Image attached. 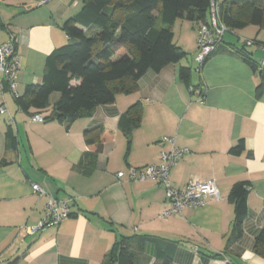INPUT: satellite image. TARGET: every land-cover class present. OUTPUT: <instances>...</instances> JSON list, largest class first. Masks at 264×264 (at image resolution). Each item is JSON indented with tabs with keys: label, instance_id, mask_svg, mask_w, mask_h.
Here are the masks:
<instances>
[{
	"label": "crops",
	"instance_id": "crops-1",
	"mask_svg": "<svg viewBox=\"0 0 264 264\" xmlns=\"http://www.w3.org/2000/svg\"><path fill=\"white\" fill-rule=\"evenodd\" d=\"M42 1L0 0V43L15 38L19 96L27 85L40 84L46 57L68 42L62 25L80 11L82 0ZM197 29V24L177 20L173 43L186 58L159 72L147 71L134 92L117 95L112 104L97 106L90 117L68 128L33 122L34 112L21 111L2 80L0 264H103L114 244L128 237L172 243L171 264H264L253 251L264 226V29L227 30L216 50L194 67L187 56H196ZM240 51L250 54L255 72L242 62ZM182 67L190 69V87L179 78ZM58 98V93L50 96L43 118ZM134 104L141 107L140 123L126 136L122 128L129 117L122 118ZM8 125L15 148L5 137ZM99 126L113 129V139L102 144L94 168L78 167L87 151L84 132ZM163 137L187 149L169 170L170 185L180 190L191 180H212L219 200L207 199L161 219L166 206L161 184L117 178L130 168L158 164L160 153L169 148ZM240 140L243 152L231 154ZM238 182L248 184L247 214L242 237L228 246L234 218L229 196ZM33 184L45 195L35 194ZM47 197L68 203L71 214L56 227L27 231L42 220Z\"/></svg>",
	"mask_w": 264,
	"mask_h": 264
},
{
	"label": "trees",
	"instance_id": "trees-1",
	"mask_svg": "<svg viewBox=\"0 0 264 264\" xmlns=\"http://www.w3.org/2000/svg\"><path fill=\"white\" fill-rule=\"evenodd\" d=\"M210 1L82 0L80 11L62 25L68 42L46 57L40 84L27 85L22 95L13 96L16 105L21 111L41 115L50 107V96L58 93L44 122L68 128L76 119L90 117L97 106L112 104L117 95L134 92L137 81L147 71L159 72L186 58V53L173 43L172 26L177 20L206 23ZM218 17L229 31L250 25L263 30L264 0H224L218 5ZM238 55L252 71L257 70L250 54L240 51ZM179 78L189 85L190 69L182 67ZM125 117L129 118L122 130L129 136L140 123V105H132L122 119ZM114 134L113 129L102 126L86 130L83 140L87 151L78 167L94 168L102 144L113 139ZM5 137L8 145L15 148L11 125L6 127ZM243 149L240 140L230 153L239 155ZM247 195V182H238L231 188L229 200L234 218L228 246L242 237ZM175 251V245L157 238H122L103 264H147L151 258L155 260L153 264H171ZM253 251L264 258V226L254 239Z\"/></svg>",
	"mask_w": 264,
	"mask_h": 264
},
{
	"label": "built area",
	"instance_id": "built-area-1",
	"mask_svg": "<svg viewBox=\"0 0 264 264\" xmlns=\"http://www.w3.org/2000/svg\"><path fill=\"white\" fill-rule=\"evenodd\" d=\"M46 1H42L41 4ZM226 31V27L218 17V5L215 0H211L208 20L206 23H200L197 29V53L194 59L198 66H201L216 50L217 46L222 43L223 35ZM247 43L249 44V42ZM19 69V59L15 52V38L10 35L7 41L0 43V89H2L1 82L4 80L9 92L13 96L17 95L16 75ZM196 93L199 94L198 91ZM4 112L5 107L2 105L0 106V114ZM31 120L33 122H40L43 121V117L40 114H34L31 116ZM161 142L167 143L169 148L167 151L160 153V161L158 164L147 165L139 169L130 168L126 173H117V178H125L128 182L133 183L151 180L161 184L166 194V206L159 214L161 219L179 216L185 207H199L207 199H214L216 201L220 199L218 190L212 180H191L183 189H174L170 185L169 170L177 163L187 149L177 148L173 137H163ZM32 191L38 196L45 195V192L34 184L32 185ZM70 214L71 211L68 203L59 201L53 197H47L46 209L42 220L36 227L27 228V231L34 232L36 230L56 227L67 219Z\"/></svg>",
	"mask_w": 264,
	"mask_h": 264
},
{
	"label": "rangeland",
	"instance_id": "rangeland-1",
	"mask_svg": "<svg viewBox=\"0 0 264 264\" xmlns=\"http://www.w3.org/2000/svg\"><path fill=\"white\" fill-rule=\"evenodd\" d=\"M227 33H225V35H226ZM228 35V34H227ZM187 62H188V64H191L192 66H194L195 67V65H197V63L195 62V59L194 58H191V57H189V56H187Z\"/></svg>",
	"mask_w": 264,
	"mask_h": 264
}]
</instances>
